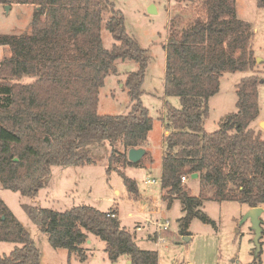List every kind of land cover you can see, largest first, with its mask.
<instances>
[{
	"label": "trees",
	"instance_id": "trees-1",
	"mask_svg": "<svg viewBox=\"0 0 264 264\" xmlns=\"http://www.w3.org/2000/svg\"><path fill=\"white\" fill-rule=\"evenodd\" d=\"M198 3L205 16L181 29L173 26L164 45V93L178 96L182 107L166 105L170 132L161 185L169 206L176 198L183 203L181 234L190 232L194 217L213 222L200 208L206 199L234 200L250 208L264 204V138L261 129L252 127L260 114L261 80L255 74L244 76L236 84L237 110L217 130L204 128L209 99L219 92L224 73L254 68V30L238 17L236 0ZM0 4L35 6L28 33L0 34V45L11 51L0 60L1 187L35 197L53 166L94 164L93 146L106 142L111 146L108 173L116 162L138 166L140 161H130L128 151L146 146L153 128V117L142 101L149 52L128 33L123 12L111 0H0ZM103 27L117 41L110 49L103 43ZM119 59L138 63L125 81L131 110L100 114V89L117 71ZM24 76L33 80L22 82ZM116 170L138 199L137 180ZM194 173L199 195L191 194L182 180ZM23 208L53 247L66 248L82 260L87 259L82 245L91 233L106 241L112 261L128 255L131 264H158V251L142 249L115 209L80 204L58 211L28 203ZM3 241L16 245L8 254L0 252V264H42L31 233L0 196Z\"/></svg>",
	"mask_w": 264,
	"mask_h": 264
},
{
	"label": "rangeland",
	"instance_id": "rangeland-1",
	"mask_svg": "<svg viewBox=\"0 0 264 264\" xmlns=\"http://www.w3.org/2000/svg\"><path fill=\"white\" fill-rule=\"evenodd\" d=\"M111 1L123 12L128 33L149 52L142 101L154 119L150 132L152 155L147 151L138 166H123L121 162H116L114 170L108 173L111 146L106 142L103 146H93L92 155L97 161L94 164L53 166L52 175L37 196H23L20 192L5 188L1 190L0 196L31 233L41 250L42 264H128V255H121L116 261H112L106 251V241L95 235L82 245L87 255L85 260L66 248L53 247L47 235L30 219L23 208L25 203L58 211L80 204L95 206L101 210L115 209L122 225L132 232L142 249L158 251V264H264V212L261 215L263 231L258 251L253 223L250 218L244 219L249 210L246 205L234 200L206 199L200 208L213 222H204L199 217H194L189 226L190 232L181 234L180 219L185 215L182 201L173 199L169 207V200L163 199L161 195V158L164 146L166 149L163 125L168 134L170 132L166 105L169 102L177 108L182 107L178 96H166L164 93V45L169 40L173 26L181 29L190 25L196 17H204L203 8L198 0H193L197 1L193 4L185 0ZM152 4L156 5V13L149 11ZM33 6L15 4L7 10L0 5V34L28 33L34 13ZM236 7L238 17L250 22L253 27L251 46L256 64L252 69L224 73L219 92L209 99L204 128L208 132L217 130L222 120L237 110L236 84L244 76L255 74L261 80L260 114L252 127L261 129L264 138V129L260 125L264 120V4L261 5L260 0H236ZM108 15L109 13L104 15L105 20ZM102 38L108 49L117 43L105 27L102 28ZM10 53L8 46L0 45V59ZM258 58L260 59L257 61ZM116 66L117 71L106 77L105 84L100 89V114L122 115L131 110L132 101L125 88V81L130 72L138 69V63L132 59H119ZM32 80L30 76L21 79L25 83ZM117 146L121 151L125 150L122 144ZM117 168L137 180L143 193L142 198H134ZM147 178H156L157 182L148 184L145 182ZM183 182L191 189V194L199 195V185L194 179L187 177ZM159 201L163 203V208L152 211L151 205L158 209ZM166 220L169 221V226L161 230L159 222ZM138 227L141 229H137ZM186 236L189 238L186 239ZM15 245L12 242H0V252L8 254Z\"/></svg>",
	"mask_w": 264,
	"mask_h": 264
},
{
	"label": "water",
	"instance_id": "water-1",
	"mask_svg": "<svg viewBox=\"0 0 264 264\" xmlns=\"http://www.w3.org/2000/svg\"><path fill=\"white\" fill-rule=\"evenodd\" d=\"M5 8L7 10L11 9V5L7 4L5 5ZM150 13H156L157 12V8L155 4H152L150 6L149 9ZM260 58L257 59V61ZM261 127L264 129V120L260 123ZM147 150L144 147H138V148H130L128 151V158L130 161L132 162H139L141 160V158L146 154ZM192 179H197L198 178V174L194 173L191 175ZM264 212V207L263 206H256V207H251L248 212L246 213V215L244 216V219H251L252 223H253V227L255 229V243L257 246V250L260 251V239L262 238V220H261V215ZM189 237L186 236V239H188ZM131 263V260H130Z\"/></svg>",
	"mask_w": 264,
	"mask_h": 264
},
{
	"label": "crops",
	"instance_id": "crops-1",
	"mask_svg": "<svg viewBox=\"0 0 264 264\" xmlns=\"http://www.w3.org/2000/svg\"><path fill=\"white\" fill-rule=\"evenodd\" d=\"M1 6H4V5H2V4H0ZM15 6V4H12L11 5V8L12 7H14ZM32 6V5H31ZM33 8H34V6H33ZM1 60V59H0ZM120 83V82H119ZM153 123H154V119H153ZM163 125V124H162ZM163 131H164V133H163V135H164V138L166 139V136L168 135V130H166V127L163 125ZM153 129V128H152ZM151 132V131H150ZM151 139H150V133H149V137H148V143H147V146H146V150L147 151H149L150 152V156L152 155V153H151ZM164 152H165V146H164V148H163V155H164ZM163 155H162V158H161V173H162V159H163ZM152 158V157H151ZM153 159V158H152ZM151 159V160H152ZM153 161V160H152ZM195 180V182L197 183V185H199V182H198V179H194ZM3 188L0 186V193H1V190H2ZM164 192H165V190L162 188V185H161V195H162V197H163V194H164ZM143 197V193L140 191V196H139V198L138 199H140V198H142ZM164 199V198H163ZM137 200V199H136ZM164 201V200H163ZM152 202V201H151ZM160 205L162 208H163V203L162 202H157V205ZM152 206V211H154V212H156V209H155V205H151ZM247 206V205H246ZM261 206H263L264 207V204L263 205H261ZM170 207V206H169ZM248 207V209H250V207L249 206H247ZM118 215H119V213H118ZM120 218V217H119ZM145 225H146V223H145ZM92 235L93 234H89V239H91V237H92ZM128 258V264H131L130 263V257L128 256L127 257Z\"/></svg>",
	"mask_w": 264,
	"mask_h": 264
},
{
	"label": "built area",
	"instance_id": "built-area-1",
	"mask_svg": "<svg viewBox=\"0 0 264 264\" xmlns=\"http://www.w3.org/2000/svg\"><path fill=\"white\" fill-rule=\"evenodd\" d=\"M187 177H188V176H183V177H182V180H183V181L186 180ZM145 182L148 183V184H152V183L157 182V179H156V178H147V179L145 180ZM160 183H161V180H160ZM157 206H158V209H156V211L159 210V207L161 208V206H160L159 204H158ZM113 216H115V214H113ZM159 225H160V227H161V230H162V229H167L168 226H169V221L166 220L165 222H159ZM137 229L140 230L141 227H138ZM159 235H160V234H159ZM159 238H160V237H159Z\"/></svg>",
	"mask_w": 264,
	"mask_h": 264
}]
</instances>
